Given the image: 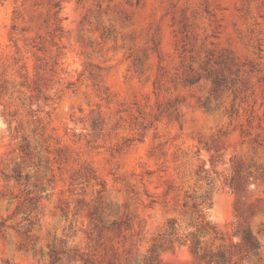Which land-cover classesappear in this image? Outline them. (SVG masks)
Here are the masks:
<instances>
[{
  "label": "rangeland",
  "instance_id": "rangeland-1",
  "mask_svg": "<svg viewBox=\"0 0 264 264\" xmlns=\"http://www.w3.org/2000/svg\"><path fill=\"white\" fill-rule=\"evenodd\" d=\"M0 264H264V0H0Z\"/></svg>",
  "mask_w": 264,
  "mask_h": 264
},
{
  "label": "trees",
  "instance_id": "trees-1",
  "mask_svg": "<svg viewBox=\"0 0 264 264\" xmlns=\"http://www.w3.org/2000/svg\"><path fill=\"white\" fill-rule=\"evenodd\" d=\"M199 216L201 217L200 222L198 223L199 227L202 228V229H207V228H208V226H207V225H208V222L205 221L204 216H203L202 214H200ZM173 222H174V221H171V224H173ZM170 226H171L172 231L175 232V231H174V230H175L174 225H170ZM212 230H213L214 232H216L214 229H212ZM189 234H192V233H189ZM192 236L194 237V234H193ZM244 240L247 242V245H248L249 247H251V248L256 247V245H255L254 242L252 241V237H251L250 234H246V235L244 236ZM221 257H222V258L224 257L223 253L221 254Z\"/></svg>",
  "mask_w": 264,
  "mask_h": 264
}]
</instances>
